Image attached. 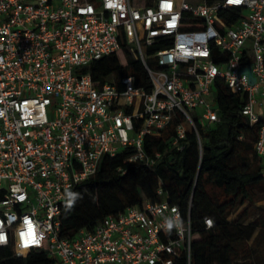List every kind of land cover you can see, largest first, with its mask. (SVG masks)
<instances>
[{"label": "built area", "instance_id": "built-area-1", "mask_svg": "<svg viewBox=\"0 0 264 264\" xmlns=\"http://www.w3.org/2000/svg\"><path fill=\"white\" fill-rule=\"evenodd\" d=\"M231 23H228L230 22ZM124 44L129 72L91 76ZM221 80L264 119V0H0V251L44 249L53 264H191V226L157 181L144 199L92 230L60 235L61 203L104 156L152 168L146 136L181 151L216 123L207 100ZM253 150L264 170V126ZM175 210V211H174ZM172 227H168V221ZM204 219L206 228L212 226Z\"/></svg>", "mask_w": 264, "mask_h": 264}, {"label": "trees", "instance_id": "trees-1", "mask_svg": "<svg viewBox=\"0 0 264 264\" xmlns=\"http://www.w3.org/2000/svg\"><path fill=\"white\" fill-rule=\"evenodd\" d=\"M125 71L150 90L141 62L127 55L123 42L114 54L96 61L90 69L96 83L113 72L120 77ZM213 90L219 120L197 127L201 157L195 133H189L188 144L176 151L169 149L166 132L144 138L148 155L162 154L152 168L127 162V151L104 156L96 173L61 203L60 235L74 237L80 229L92 230L104 217L118 216L144 199L157 200V181L162 180L170 203L190 222L191 264H264V215L247 222L248 207L258 199L252 190H264V170L253 150L264 119L251 125L241 113L244 95L228 89L221 80L214 83ZM246 201L248 207L230 218ZM205 218L212 221L211 227L206 228ZM0 264H53V259L44 249L18 257L7 248L0 251ZM174 264H186V257L182 255Z\"/></svg>", "mask_w": 264, "mask_h": 264}, {"label": "rangeland", "instance_id": "rangeland-1", "mask_svg": "<svg viewBox=\"0 0 264 264\" xmlns=\"http://www.w3.org/2000/svg\"><path fill=\"white\" fill-rule=\"evenodd\" d=\"M215 97H216L215 90H213L212 95L207 98V100L210 102V104L213 107H216ZM261 112L262 114H264V110H261L260 113ZM252 195L258 197V199L249 207L247 206V201L244 202L242 205H239L230 218H233L235 214L241 212L244 207H248L249 217L247 219V222L253 219H257L262 215H264V190H261L260 188H254L252 190Z\"/></svg>", "mask_w": 264, "mask_h": 264}, {"label": "clouds", "instance_id": "clouds-1", "mask_svg": "<svg viewBox=\"0 0 264 264\" xmlns=\"http://www.w3.org/2000/svg\"><path fill=\"white\" fill-rule=\"evenodd\" d=\"M69 206H71V202H70V204H69ZM175 211V210H174ZM172 221L170 220V221H168V227L169 228H171L172 227ZM208 223L210 224L211 223V221H208Z\"/></svg>", "mask_w": 264, "mask_h": 264}, {"label": "crops", "instance_id": "crops-1", "mask_svg": "<svg viewBox=\"0 0 264 264\" xmlns=\"http://www.w3.org/2000/svg\"><path fill=\"white\" fill-rule=\"evenodd\" d=\"M260 111H261V110H259L258 112L260 113ZM261 114H262V112H261Z\"/></svg>", "mask_w": 264, "mask_h": 264}, {"label": "snow or ice", "instance_id": "snow-or-ice-1", "mask_svg": "<svg viewBox=\"0 0 264 264\" xmlns=\"http://www.w3.org/2000/svg\"><path fill=\"white\" fill-rule=\"evenodd\" d=\"M237 2H238V0H237Z\"/></svg>", "mask_w": 264, "mask_h": 264}]
</instances>
